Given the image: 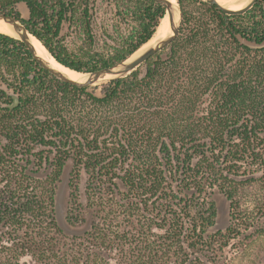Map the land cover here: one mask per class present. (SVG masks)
I'll list each match as a JSON object with an SVG mask.
<instances>
[{
	"label": "trees",
	"instance_id": "16d2710c",
	"mask_svg": "<svg viewBox=\"0 0 264 264\" xmlns=\"http://www.w3.org/2000/svg\"><path fill=\"white\" fill-rule=\"evenodd\" d=\"M21 1L30 10L23 21L29 32L58 63L80 73L113 65L149 42L163 17L151 0H108L117 20L130 18L134 25L126 33L103 29L111 44L95 49L89 0H0V14L18 17ZM203 5L197 15L183 13L184 34L167 48L98 88L59 81L23 43L0 33V81L14 86L20 101L13 110L0 106L1 237L47 231L78 248L97 240L131 258L133 233L145 234L147 264L156 249L162 256L177 249L179 264H186L211 244L208 239L242 235L236 196L257 179L264 183V48L250 49L237 37L264 40V0L234 16ZM66 21L79 45L58 39ZM0 100L11 103L3 91ZM68 159L72 179L81 172L91 178L88 190L99 199L98 214L104 213L101 199L112 198L107 215L94 218L81 236L65 235L55 220L56 183ZM43 162L51 164L46 176L26 171ZM255 170L262 171L260 178ZM215 191L234 203V223L207 237ZM73 201L68 224L83 219L78 199ZM91 249L100 255L94 244ZM43 251L44 264H89L80 251Z\"/></svg>",
	"mask_w": 264,
	"mask_h": 264
},
{
	"label": "rangeland",
	"instance_id": "374dc122",
	"mask_svg": "<svg viewBox=\"0 0 264 264\" xmlns=\"http://www.w3.org/2000/svg\"><path fill=\"white\" fill-rule=\"evenodd\" d=\"M179 3V2H178ZM207 4L205 0H181L179 3L183 13L187 16L197 15L199 8ZM209 5V4H207ZM90 8V22L94 30L95 37V49L103 46L104 43L111 44V42L102 35V30L106 29L108 34L112 33L114 27H116L121 33H126L133 28V21L130 18H126L124 21H119L114 16V8L108 0H89ZM15 10L17 11L16 5ZM182 23V22H181ZM184 34V27L179 29V36ZM58 39L62 41L66 46L73 47L74 44L79 45L80 41L76 38L73 28H70L69 22H63ZM107 40V41H106ZM75 45V46H76ZM0 81V85H1ZM14 90V86H9ZM0 104L2 101L0 100ZM47 165L43 162L42 167L27 166V172L31 176L39 177L34 172L42 174ZM254 171V170H253ZM31 172V173H30ZM262 171L257 172L255 170L254 177L260 178ZM91 178L81 172V174L72 179V186L67 192L65 191L64 208L68 206L72 207L74 198L78 199L76 205L81 211L82 220H79L76 225H71L73 228L81 230L85 227L86 222L91 218L102 217L107 215L108 207L110 206L111 199H101L102 210L104 213L98 214V209L95 204L99 203L95 194H91L88 190V184ZM60 182V181H59ZM56 183V188L59 184ZM68 195H70L68 197ZM75 196V197H74ZM221 194L215 191L210 200L215 204L220 200ZM118 203V198H114ZM236 202L238 203L236 213L239 219V225L237 232L242 235L231 236L224 239H208L209 246L206 245L201 249L195 251L193 255V264H264V183L258 181L253 182L247 186L240 188L239 193L236 196ZM68 205V206H67ZM98 215V216H97ZM261 217V218H260ZM121 217L118 218L120 222ZM241 219V221H240ZM106 221H110L107 220ZM249 222L251 226L246 232L243 231V222ZM234 223V222H233ZM215 231L213 228L208 229L206 234H210ZM32 236V237H31ZM10 238L13 240L11 244H5L4 242ZM4 240V242L2 241ZM88 242V241H87ZM90 242V241H89ZM90 243H84L82 247L78 248L76 244H72L69 240H63L50 232H44L42 236H35L33 234H13L0 236V263L5 264L16 263V260L20 259V264H44L41 260V256L45 254L44 249L57 250L64 248L73 254V252L80 251L89 256V264H134L133 260L128 256L127 251L122 249H109L101 245L100 241L92 240ZM94 246L98 250V256L94 255L91 249ZM92 246V247H91ZM107 246V245H106ZM122 247V246H120ZM119 247V248H120ZM40 251V253H39ZM43 251V254L41 253ZM151 264H179L180 256L177 249H173L170 254L162 256L159 249L153 250ZM24 254V255H23ZM188 264V263H187Z\"/></svg>",
	"mask_w": 264,
	"mask_h": 264
},
{
	"label": "water",
	"instance_id": "95a60500",
	"mask_svg": "<svg viewBox=\"0 0 264 264\" xmlns=\"http://www.w3.org/2000/svg\"><path fill=\"white\" fill-rule=\"evenodd\" d=\"M151 1L162 7L163 17L161 18L159 24H161L163 20H166L170 27L171 33L166 37L162 38L161 40H159L158 42H156L155 44L149 45L146 48L142 49V47L146 44L145 43L137 50L125 56L123 59H121L120 61L116 62L113 65L84 73L74 71L76 73L81 74L82 78L80 80L70 79L64 73L54 68L47 59L38 55L37 50L30 38L31 36L32 37L34 36L29 32V30L23 24V21L29 20L30 17V10L26 2L21 1L16 4V8L19 14L18 17L7 14H0V20L4 21L11 28V30L17 36V38L14 39L19 40L21 43H23L31 58L42 69L47 71L51 76L55 77L56 79H58L63 83L74 86L76 88H98L99 86L106 84L111 80L122 78L132 73L139 66L144 64L148 59H150L152 56L167 48L177 38L182 22V10L178 3V0H176L177 2L176 5L170 2L169 0H151ZM205 2L210 6H215L217 10H219L225 15L234 16V15H241L246 13L248 10H250L253 7V5L257 2V0H249L242 8L237 10L224 7L219 3H217L216 0H205ZM237 38L242 45L250 49L264 48V40L262 42H255V41L247 40L240 36ZM63 67L67 68L65 66ZM0 91H3L11 99V103L9 104H0L2 108L13 110L19 105L20 102L19 94L15 92L12 88L1 83ZM68 181H69L68 175L63 176V178L60 180L56 188L55 197H54L55 220L57 226L65 235L81 236L85 233L86 229H81V230L75 229L72 226H70L65 219L64 197H65V191L68 185ZM222 206L223 205H221V209ZM216 228L217 225L213 227L214 230ZM192 259L193 256L189 258V261L187 263H189Z\"/></svg>",
	"mask_w": 264,
	"mask_h": 264
},
{
	"label": "flooded vegetation",
	"instance_id": "af4514ba",
	"mask_svg": "<svg viewBox=\"0 0 264 264\" xmlns=\"http://www.w3.org/2000/svg\"><path fill=\"white\" fill-rule=\"evenodd\" d=\"M73 169H74V166H73V162L71 161V159H68L61 169L62 173L60 175L59 181L65 175H68L69 177V181L67 185V192L68 190H70L72 186L71 172L73 171ZM50 170H51V164H48V166L46 167V172H43V174H39V172H35V174L39 176L43 175L44 177L47 175V173H49ZM69 196L70 195H68V197ZM221 205H223L222 209H221ZM233 206H234V203L231 200H227L222 195L218 203L217 204L215 203L214 223L211 225L209 229H212L215 225H217V228L215 229V231L212 232V235L225 233L226 230L230 227L231 223L233 222V213H235L233 210ZM69 210H70L69 206L65 208V219H66V212L69 213ZM93 221L94 220L90 218L86 222L85 227L83 228V229H86L85 233L89 231ZM76 224L78 223L74 222L73 224H69V225L71 226V225H76ZM209 235L210 234L205 233V236L208 237ZM147 237L148 236H146L145 234L140 236L138 233H133V238L130 240L131 242L130 250H131V259L133 260L134 264H147V259H148L147 257L149 256L148 251L146 252L147 244L149 241ZM142 250H143V255L141 253Z\"/></svg>",
	"mask_w": 264,
	"mask_h": 264
},
{
	"label": "bare ground",
	"instance_id": "6f19581e",
	"mask_svg": "<svg viewBox=\"0 0 264 264\" xmlns=\"http://www.w3.org/2000/svg\"><path fill=\"white\" fill-rule=\"evenodd\" d=\"M173 4L176 5V0H169ZM217 3L220 5L237 10L242 8L249 0H216ZM0 33L10 36L12 38H17L16 34L11 30V28L2 20H0ZM171 33L170 27L166 20H163L160 25H158V28L154 34V36L151 38L149 42H147L142 49L146 48L149 45H153L162 38L166 37ZM33 45L35 46L37 53L39 56L47 59L51 65L56 68L57 70L64 73L67 77H69L72 80H80L82 78L81 74L76 73L72 70H69L67 68H64L62 65L58 64L53 57L50 56L47 50L41 45L40 42H38L34 37H30Z\"/></svg>",
	"mask_w": 264,
	"mask_h": 264
}]
</instances>
